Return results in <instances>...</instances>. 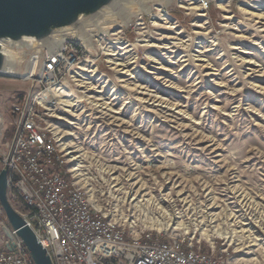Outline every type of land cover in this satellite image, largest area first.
Masks as SVG:
<instances>
[{
	"label": "rangeland",
	"instance_id": "374dc122",
	"mask_svg": "<svg viewBox=\"0 0 264 264\" xmlns=\"http://www.w3.org/2000/svg\"><path fill=\"white\" fill-rule=\"evenodd\" d=\"M146 5L133 28L119 19L106 29L107 42L126 45L117 57L113 44L101 49L88 85L64 81L54 87L63 94H49L61 119L49 123L57 138L67 136L59 142L64 170L85 154L86 184L76 173L70 179L131 234L186 238L238 264L255 255L264 264V0ZM32 93L26 76L0 75L2 111ZM69 145L79 152L68 155ZM241 226L254 227L255 247L241 251L253 243L220 236ZM6 242L0 230V250Z\"/></svg>",
	"mask_w": 264,
	"mask_h": 264
},
{
	"label": "built area",
	"instance_id": "2783aa9c",
	"mask_svg": "<svg viewBox=\"0 0 264 264\" xmlns=\"http://www.w3.org/2000/svg\"><path fill=\"white\" fill-rule=\"evenodd\" d=\"M200 5L203 7L200 10L208 7L204 1ZM128 26L133 28V22ZM102 30L91 29V40L86 43L68 36L55 51H50L47 45L20 49L21 65L29 60L26 77L37 93L12 103L8 111L0 107V173L8 172L11 204L17 203L23 210L16 211L35 233L53 264H238L235 259L217 256L215 251H204L186 238L131 234L70 179L75 173L72 169L64 170L66 161L59 148L62 138H57L49 123L53 117L57 120L60 117L51 114L55 106L49 94H63L62 88L54 87L64 81L88 85L87 78L98 71L96 63L101 49L113 44L109 50L115 55L109 56H118L124 41L107 42L109 33ZM116 61L120 62L119 57ZM117 66L123 67L121 63ZM60 102L56 106L71 108ZM9 131L11 140L7 142ZM3 215L0 206V230L10 231L13 248L10 252L0 250V264H34L23 241ZM8 243L7 238L5 247Z\"/></svg>",
	"mask_w": 264,
	"mask_h": 264
},
{
	"label": "water",
	"instance_id": "95a60500",
	"mask_svg": "<svg viewBox=\"0 0 264 264\" xmlns=\"http://www.w3.org/2000/svg\"><path fill=\"white\" fill-rule=\"evenodd\" d=\"M125 0H0V73L12 63L5 44L22 48L47 45L56 35L94 24L104 13ZM0 206L16 235L23 241L34 264H53L47 251L8 197V172L0 173ZM12 251L13 236L4 230Z\"/></svg>",
	"mask_w": 264,
	"mask_h": 264
},
{
	"label": "bare ground",
	"instance_id": "6f19581e",
	"mask_svg": "<svg viewBox=\"0 0 264 264\" xmlns=\"http://www.w3.org/2000/svg\"><path fill=\"white\" fill-rule=\"evenodd\" d=\"M170 1H172V0H170ZM146 3H147V0H125L114 11L106 12L102 16H100L94 24L89 23V24H86L85 26H83L82 28H80L78 30H71V31H67V32H64L62 34L56 35L47 44V47L50 51H55L56 49H59V47L63 44L65 38L68 36L77 37L78 39H80L81 41L86 43L87 41L91 40V33H90L91 29L97 28L100 30L103 29L102 31H104L106 29L113 28L114 26L111 25V23L112 24L118 23L117 21L119 19L121 20L123 25L128 26L132 22V19L139 16L140 13L149 12L150 7H148L146 5ZM197 11H198V9H197ZM5 45H7V44H5ZM20 49L21 48H18V47L7 46V52L9 54V56L11 57L12 63L9 67V70L5 73L1 72L0 75H9L12 77H25L26 76V71L22 70L23 68L21 69V60L20 59H22L21 58L22 50H20ZM36 50H39V47ZM66 97L67 96H65V98ZM68 105H70V103ZM67 107H69V106H67ZM59 120H61V119H59ZM68 135L72 136L71 134H68ZM64 137H67V136H64ZM64 137L62 139H64ZM71 149H73V147L70 145L67 146L66 148H64V150H66V151L67 150L69 151ZM77 152H79V151L78 150L69 151L68 155L76 154ZM83 156H85V154H83L81 156H71V159H70V163L74 165L72 171L76 173L75 177L77 179H79V183H82V184L85 183V180L80 179V177H82V174H80V171H81L80 167L81 166L78 164V162H79V159ZM247 225L248 224H246V223L243 224V226H247ZM243 226L240 227L242 229L241 231H238L237 229H233L232 232L222 233V234H220V236L224 239H227L229 242H233L235 240V238H237L238 241L244 242L245 247H246L247 243H249V244L253 243L250 246L247 245V247L241 251H244L245 249H248L250 247H255L258 244L257 242L260 241L258 239V237H256L257 232L254 231V229H253L254 227L253 228L251 227L249 229H245V228H243ZM258 228L263 230V228H261V226H258ZM206 237H207L208 241L211 242V244H214V241H213V239H211V236L209 234H207ZM262 249H264V248H262ZM238 262L241 264H260L261 260H260V257H257L255 255L251 259L241 258L240 260H238Z\"/></svg>",
	"mask_w": 264,
	"mask_h": 264
}]
</instances>
